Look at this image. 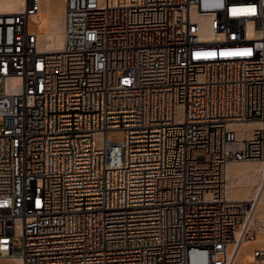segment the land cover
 I'll use <instances>...</instances> for the list:
<instances>
[{"label": "built area", "instance_id": "built-area-1", "mask_svg": "<svg viewBox=\"0 0 264 264\" xmlns=\"http://www.w3.org/2000/svg\"><path fill=\"white\" fill-rule=\"evenodd\" d=\"M41 4L0 13V256L264 264V201L226 177L264 159L232 128L264 123V0H64L57 52Z\"/></svg>", "mask_w": 264, "mask_h": 264}, {"label": "bare ground", "instance_id": "bare-ground-1", "mask_svg": "<svg viewBox=\"0 0 264 264\" xmlns=\"http://www.w3.org/2000/svg\"><path fill=\"white\" fill-rule=\"evenodd\" d=\"M25 0H0V13L19 12L23 9ZM56 0H42L39 12L30 20V29L38 35V47L42 51L57 52L64 46V4L61 12L56 9ZM57 10V11H56ZM206 31L204 37H208ZM232 128L238 134L239 142L249 139L255 129H263L264 123L247 122L233 124ZM240 145V144H235ZM227 196L232 200L259 201V208L264 201V159L261 161L234 162L227 166ZM261 213H257L260 218ZM252 243H244L240 249L238 261L249 263L252 257L249 253ZM8 258L15 264H22L19 256H0Z\"/></svg>", "mask_w": 264, "mask_h": 264}, {"label": "rangeland", "instance_id": "rangeland-1", "mask_svg": "<svg viewBox=\"0 0 264 264\" xmlns=\"http://www.w3.org/2000/svg\"><path fill=\"white\" fill-rule=\"evenodd\" d=\"M63 1L64 0H56V2H55L56 9L57 10L59 9L58 13L61 12V7L63 6ZM0 123H1V120H0ZM122 137H123V132L121 130H111L107 133L108 139H112V138L121 139ZM14 241L16 242L18 247H22L23 239L21 237H15ZM0 264H15V263H13V261L9 260L8 258H0Z\"/></svg>", "mask_w": 264, "mask_h": 264}]
</instances>
